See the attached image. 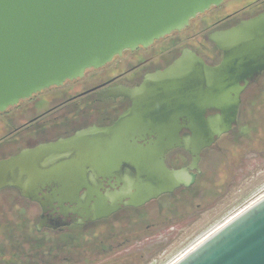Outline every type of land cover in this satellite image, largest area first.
<instances>
[{"label": "water", "instance_id": "obj_1", "mask_svg": "<svg viewBox=\"0 0 264 264\" xmlns=\"http://www.w3.org/2000/svg\"><path fill=\"white\" fill-rule=\"evenodd\" d=\"M222 1L0 0V113L183 29ZM212 40L222 51L217 65L183 50L123 89L131 105L112 125L0 159V187L16 186L44 211L58 207L82 223L192 184L188 169L198 170L200 151L232 130L241 92L264 71V12ZM175 147L191 154L187 168L164 165ZM172 264H264V194Z\"/></svg>", "mask_w": 264, "mask_h": 264}, {"label": "flooded vegetation", "instance_id": "obj_2", "mask_svg": "<svg viewBox=\"0 0 264 264\" xmlns=\"http://www.w3.org/2000/svg\"><path fill=\"white\" fill-rule=\"evenodd\" d=\"M262 12L264 0H223L190 19L183 29L156 39L146 47L124 51L94 72L86 70L79 78L49 87L9 107L0 113L6 116L0 142L7 140L14 143L15 148L0 159L40 143L69 138L84 128L112 125L131 105L130 98L122 94L123 89L138 86L145 75L164 69L185 49L205 64L217 65L222 51L212 36ZM253 86L264 87V71L241 92L234 129L242 122L243 102L250 103L255 94ZM227 133L221 134L215 142ZM257 138L264 152V134ZM215 142L200 151L198 170L188 169L195 175L194 180L200 172L202 152ZM191 159L188 151L175 147L165 153L164 165L169 169L187 168ZM190 185H181L143 205L124 206L107 217L82 223L76 222L75 214H64L58 207L44 211L38 201L24 195L16 186L0 187V264H115L111 261L143 264L149 258L150 246L136 243L137 248H130L141 233L127 234L121 225L97 224L121 220L122 214L136 212L151 201L173 196ZM199 208L200 203L195 204V211ZM40 221L44 225L38 226ZM155 229V224L146 225L144 233ZM96 230L101 233L99 240H96Z\"/></svg>", "mask_w": 264, "mask_h": 264}, {"label": "rangeland", "instance_id": "obj_3", "mask_svg": "<svg viewBox=\"0 0 264 264\" xmlns=\"http://www.w3.org/2000/svg\"><path fill=\"white\" fill-rule=\"evenodd\" d=\"M97 69L89 70L94 72ZM252 89L255 94L250 103L243 102L240 115L242 122L202 152L200 172L192 185L177 191L173 196L151 201L136 212L122 214L121 220L119 218L116 222H101L97 225H121L122 231L127 234L141 233L137 242L132 241L130 248H137L136 243L150 246L149 258L143 264H172L262 196L264 152L259 147L257 137L264 134V87L258 89L253 86ZM5 118V115H0V132L4 130ZM14 148L12 142H0V157L14 151ZM197 203H200V208L195 211ZM151 224H155L156 229L152 233H144L146 225ZM95 235L96 240H99L101 233L96 230ZM111 263L122 264L115 261Z\"/></svg>", "mask_w": 264, "mask_h": 264}]
</instances>
